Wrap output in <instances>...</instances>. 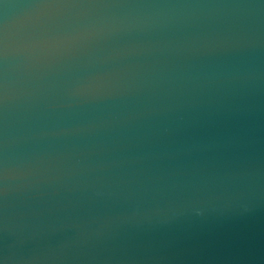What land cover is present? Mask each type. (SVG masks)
I'll return each mask as SVG.
<instances>
[{
    "label": "water",
    "instance_id": "95a60500",
    "mask_svg": "<svg viewBox=\"0 0 264 264\" xmlns=\"http://www.w3.org/2000/svg\"><path fill=\"white\" fill-rule=\"evenodd\" d=\"M0 264H264V0H0Z\"/></svg>",
    "mask_w": 264,
    "mask_h": 264
}]
</instances>
